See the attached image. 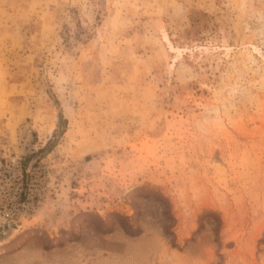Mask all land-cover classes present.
I'll use <instances>...</instances> for the list:
<instances>
[{
  "label": "rangeland",
  "instance_id": "rangeland-1",
  "mask_svg": "<svg viewBox=\"0 0 264 264\" xmlns=\"http://www.w3.org/2000/svg\"><path fill=\"white\" fill-rule=\"evenodd\" d=\"M0 264H264V0H0Z\"/></svg>",
  "mask_w": 264,
  "mask_h": 264
},
{
  "label": "bare ground",
  "instance_id": "bare-ground-1",
  "mask_svg": "<svg viewBox=\"0 0 264 264\" xmlns=\"http://www.w3.org/2000/svg\"><path fill=\"white\" fill-rule=\"evenodd\" d=\"M104 8V0H100V11L102 12ZM63 35L62 36H66V32H63L62 33ZM87 33H81L80 34V40L83 41L86 39L87 37ZM79 40V41H80ZM171 82H172V71L169 70L167 73H166V78L163 80L162 82V86H163V91H164V95L167 99H169V96H170V92H171Z\"/></svg>",
  "mask_w": 264,
  "mask_h": 264
}]
</instances>
